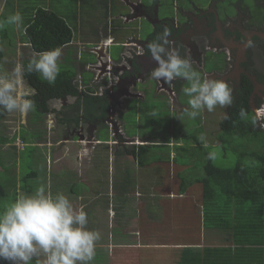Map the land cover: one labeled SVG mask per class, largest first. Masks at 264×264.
<instances>
[{
    "label": "flooded vegetation",
    "instance_id": "1",
    "mask_svg": "<svg viewBox=\"0 0 264 264\" xmlns=\"http://www.w3.org/2000/svg\"><path fill=\"white\" fill-rule=\"evenodd\" d=\"M109 2L111 8L104 17V22L90 32L89 41L82 42L89 44L77 45L82 53L78 54L86 53L90 62L85 66L78 55L74 56L76 59L72 66L76 74L72 83L78 89V96L69 95L47 101L48 110L40 112L39 120L36 121V129H47L48 140L44 137L40 144L33 147L46 149L45 156L48 157L50 170L56 174V167L62 181L64 177H70L67 172L72 174L75 167L70 171L63 164L59 165L62 162L61 153L64 155L59 151V145L68 144V147L63 148L70 153L74 147H79L75 153L77 164L81 158L89 154L95 155L97 148L106 149L107 156L104 157L107 160L103 162L102 168H106L105 164L108 165V173L110 172L114 183L112 172H118L122 164L119 157H132L126 154L129 145L130 149L134 146L151 147L159 145L157 140L175 142L185 139L183 135L179 139L175 138L173 129L165 126L158 125L166 134L162 135V139L156 125L151 126V134L137 131L133 136L129 135L128 128L125 127L128 124L125 117L130 108L134 107L137 117L139 113L147 112L148 104L154 109L164 107L163 112H160L163 120H168L165 111L171 112L167 121L171 127L178 130L184 127L182 123L187 118L184 110L188 107L189 98L183 94V88L187 86V81L176 78L167 82L151 76L156 63L151 58L147 44L162 33L164 28L171 32L170 48L177 49L182 57H190L194 61L193 67L202 77L223 79L233 87L234 103L226 107L217 106L215 109L218 114V130L222 133L220 137L223 138L226 130L237 141L242 140L246 147L251 137H264V0ZM119 4L122 10L117 11ZM249 40L252 41L250 47L247 46ZM19 91L28 98L35 93L25 77ZM87 97L90 101L97 102L91 111L88 106L93 103L87 105ZM242 107L248 112L247 119L243 120L239 116ZM8 114L18 115L17 125L8 127L12 130L10 136L14 138L24 131L29 118L23 119L18 112ZM5 116L10 117L4 112ZM173 116L176 121H172ZM7 122L12 124L11 120ZM55 134L59 137L57 143L53 142ZM102 138L107 140L103 141ZM221 141L223 143L222 139ZM26 146L32 148L31 144ZM77 167L79 166L76 169ZM84 173L78 171V176ZM108 173L101 170L90 174L91 182H98L93 189L96 193L107 182ZM68 183L73 187L76 184L73 178H69L66 184L63 183L64 189L69 187ZM112 205L110 202L107 208ZM87 211L89 212V208ZM130 234L139 235L138 231Z\"/></svg>",
    "mask_w": 264,
    "mask_h": 264
},
{
    "label": "trees",
    "instance_id": "2",
    "mask_svg": "<svg viewBox=\"0 0 264 264\" xmlns=\"http://www.w3.org/2000/svg\"><path fill=\"white\" fill-rule=\"evenodd\" d=\"M29 1L30 0H0V22L6 20L7 17L14 15L16 12H19L22 15L25 32L24 43L29 50V57L24 58L22 61V64L25 66L35 53L51 50L58 46H63V54L60 58V66L61 63H63L64 66H61V71L56 79L55 84L50 85L37 73L28 74L25 71L24 77L28 85L35 92L29 96V98L35 100L36 109L34 111L39 114L40 112H45L48 110L46 107L47 101L51 99L64 98L69 95L78 96L79 94L77 87H75L72 83V79L75 77L76 73L73 70L72 64H68L67 61L70 58H73V55H71L73 51L71 52L69 49H77V41L81 36L84 38L85 42L86 34L82 28L79 27L78 21H85L86 16H81L78 14L74 16L75 23L78 26L77 29L80 30V32L76 30L79 34L75 38L77 33L70 24L71 22L66 18L59 16L52 10L42 8L41 5L43 2H41L40 6L33 10V13L30 15V17L25 15L24 12L29 9ZM106 9V12L104 11L105 15H107L109 12V5L106 6ZM14 31L15 29L13 28V25H5L4 28L0 30V68L4 69V71L5 67L2 64L6 56L4 48L15 45L12 43ZM77 50L78 53L82 54L79 48ZM77 55L80 57V61L82 63L84 62L83 64L87 66L88 63L85 62L87 59L86 53H84V55ZM74 59H76V57ZM14 66L15 64L9 69L12 70ZM7 71L10 72L9 70ZM86 103H88L87 105L93 103L88 106L89 111L92 110L91 108L94 104H97V102L90 101L88 97L86 98ZM129 111L130 112L128 115L131 113H136L133 106ZM85 115L87 116L88 114L85 113ZM3 118L4 113L0 114V123H4ZM6 124H8V122H6ZM7 129H2L0 127V157H4V159L1 161L3 164H5V168L11 163V159H9L8 156L11 155L12 151L14 158L18 154L17 151L20 153L19 156L22 153V155L27 154L36 156L37 158L38 155H35V150L37 149L31 150L29 153L23 152L26 148H28L26 144H31L27 142L24 144V141L26 140L24 139L23 134L21 135L22 138L20 135L12 138L10 136L11 132H9V128ZM139 133H142V131H139ZM47 135L48 134L45 132L43 137L39 141H36L42 142L44 137L47 139ZM129 135L131 134L129 133ZM58 138L59 137L55 135L53 142L57 143L59 141ZM221 139L223 140L222 149L224 150L226 156L229 154V150H232V153L236 155L233 156V154H231V157H235L236 159L234 166L232 167L234 159L229 158L227 160L229 163H232L229 168H221L214 165L211 160L206 159L204 163H200L203 164L204 170L198 168L202 174L198 176H192V180L191 178H186L184 176L185 172L180 174V191L185 192L186 189L188 190L193 185L200 184L205 189L206 197L209 200L213 199L215 201L213 204L219 209H223V213H228L226 216L227 221L222 222L224 227L222 228L223 234L221 236V240L223 241L222 244L226 245L224 248L229 249L223 250L224 255L220 261L214 262L213 260L207 259L206 264H234V258H237L241 264H247L245 260L248 261V264H264V247L258 248L259 246L264 245V137L261 135L251 137L247 147L245 144H243L242 140L237 141V139L234 138V135L231 132H226V130L223 138L220 137V140ZM19 143H23L24 145L22 150L18 149L20 148L18 146ZM167 147L163 145H153L151 147L134 146L132 149H126V154L133 156L134 160H136L141 167H145V164L148 165L147 167H151V164L149 165L147 163V155L148 153L150 154L151 151L149 149H162ZM39 156H41L44 161L47 158L45 154L39 153ZM198 156L199 158L201 157L199 154ZM179 159L180 158H177V162ZM37 162L39 163V161ZM193 162L194 161H192L191 164H187V171L190 169H196L193 168ZM38 163H35L37 166V168L35 167L36 169L31 167V169L33 168V171L31 170L30 173L28 172L27 175L22 178V185L19 189V192H16L17 190L12 191L15 199L19 195L33 193L35 189L41 185H44L53 195L60 192L59 190L56 192L54 191L56 186L55 179H57L58 173L55 174L50 170V163H47L46 166L43 165V163L42 165ZM41 167L45 170L43 177L41 176L42 173L39 171ZM67 173L70 174V177H64V184H66L69 178H73L76 184L74 187L69 183L67 184V186H69L65 189L67 192L64 191L66 195H69V193L77 195H81L85 192L89 193L90 189L89 185H87L88 183L81 181L76 171L72 172V174L70 172ZM161 185L162 184L157 185V188L162 187ZM130 186V184L129 186L128 184H123L120 186V181H118V183L115 184V189L119 192L122 188L123 191H120V193L122 194L123 192L122 195L127 198L129 190L131 189L129 188ZM5 196V187L0 182V200L5 198ZM99 203H101V201L94 202L95 205ZM117 203L119 205L123 204L122 206L127 205V201ZM118 204H116V211H118L119 208ZM142 208V212H145V207ZM147 209L149 210L148 207ZM84 210L89 215L87 209ZM149 227L153 229L150 233L146 231ZM88 228L93 230V228L90 226V223H88ZM155 230V225L151 223H143L141 225L139 232L141 233L142 237H144V242L151 241V239L154 240L149 244H157L159 242V239L155 237H158V233ZM232 245L236 250L235 252L231 250L233 249ZM117 250L120 251V249ZM112 254L113 252L110 250L108 257L105 256L104 260H106V262L109 260L110 262V258L113 256ZM182 256L183 258H181V262H183L187 255L183 254ZM187 257V264H199L197 258H193L192 255ZM99 258L101 259L102 256L100 255ZM216 259L217 258H215V260ZM2 264L7 263L4 261ZM236 264L239 263L237 262Z\"/></svg>",
    "mask_w": 264,
    "mask_h": 264
},
{
    "label": "rangeland",
    "instance_id": "3",
    "mask_svg": "<svg viewBox=\"0 0 264 264\" xmlns=\"http://www.w3.org/2000/svg\"><path fill=\"white\" fill-rule=\"evenodd\" d=\"M29 9H27L24 14L27 15L28 17H30V15L33 13V10L36 9V7L40 6L41 2H45V0H30L29 1ZM53 5L56 6V13L63 17L66 18L67 20H69L70 24L73 26L74 31L77 33L75 35V38L78 36V32H80V30L77 29V25L75 23L74 20V16L76 14L81 15V16H88L90 14L88 13V5H89V0H88V5L86 3L85 0H55L52 1ZM118 6V5H117ZM100 12V11H98ZM79 22V27H83V31L85 34H87V26H85L84 22L78 21ZM24 21L22 22L21 26L19 28L16 27V25L13 24V28L15 29L13 36H12V43H14V46H8L6 48H4L5 51V59L3 61V66L5 67V71L7 70H11L9 68L12 67V65L16 64V63H22V61L24 60V58L29 57L28 55V48L26 47L25 43H24ZM78 32H77V31ZM79 43H77L78 45ZM71 52L73 51V53H71V55H73V58H70L67 63L68 64H73L74 61V56H76L78 54V50L71 48L69 49ZM19 53V54H18ZM61 66H64L63 63H61ZM1 72H5L4 69L0 68ZM8 72V71H7ZM188 101V99H187ZM151 102V101H149ZM152 103V102H151ZM157 104V103H155ZM148 110L145 114L143 113H139L138 116H135V113H131L130 115L126 114L127 117V121L128 124L125 126L126 128H128V132L131 135H135V133H137V131H142L143 134H151V126L152 125H156L159 129V136L162 139L163 136H166L164 129H162L160 126H165V127H169L173 129V136L177 139L181 138V136L183 135L185 139L182 140H178L176 141V143L180 142L182 143V147L181 148H172V149H167V148H162V149H157V150H151L152 152H157L158 156L161 154V159H163L164 156H166V154H168V152H175L178 154V157L180 158L178 161V167L183 169L185 167H187V164H191L192 161L193 162V168L196 169H190L187 172L184 173V176L186 178H191L192 176H198L200 174H202L199 169H203V164L200 163H204L207 159V155L209 152H215L216 153V159L215 161H212L214 165L219 166L221 168H229V166L232 165V163H229V161H227L229 158L230 159H234L233 161V165L234 166L236 159L235 157H231V154H233V156H236L234 153H232V150H229V154H225L224 150L222 149L223 147V143L220 140V136L222 135V133H219L218 130V114L216 112V110H214L213 112H208L207 111V115H206V109L204 111H202L200 113V115L195 119H190V118H186L184 120V122L182 123L184 125V127H182L181 130H178L175 127H171L170 123L167 122L170 119V115L171 112L165 111V115H166V119L168 120H163L161 118L160 112H163L162 109L164 107H159L157 109L151 108L150 105L148 104ZM160 110V111H158ZM168 112V113H167ZM7 113V112H6ZM157 114V117H156ZM10 115V117L8 118V116H5L4 119V123H0V127L2 129H7V126H11L14 127V124L17 125V119H18V115L16 114H8ZM15 115V116H12ZM40 114H38L36 111H30L29 113V119L27 121V127H24V131L21 132L19 135L21 137V135L23 134V137L26 141H24V144L27 143H32L35 142L36 140H40L43 135L45 134V132H47V129L45 127H43L41 130L40 129H36V121L37 119L39 120ZM203 117V119H202ZM172 121H176V118L173 116L172 117ZM7 120H11L12 124H6ZM15 122V123H14ZM141 125V127L139 128V125ZM28 128V129H27ZM12 132V130H9V132ZM41 131V132H38ZM105 133V132H103ZM204 134L206 137V144L207 147L204 146V144L198 139V137L201 134ZM7 134H8V129H7ZM125 134L128 137L127 132L125 131ZM167 134H169V132H167ZM57 136V134H55ZM22 138V137H21ZM103 141H106L107 139L102 138ZM222 144V145H221ZM126 145V144H125ZM64 146V145H63ZM63 146L59 145V151L63 152L64 155H62L61 153V159L62 162L59 165L65 166L67 169H69L70 171L78 166H82L81 168H78V171L81 172H85L83 174L82 179H84V177H89L90 178V174L92 173L91 170L93 172H98L101 170H104L106 173H108V165L105 164L106 168H102V164L103 162H106L107 158L104 156H107V151L106 149H101V148H97V152H95V155H90L87 158H81L80 159V163L77 164V161L75 159V157L73 158L72 153H76V147H74L72 149V153L68 152L67 150H64ZM66 147V145L64 146ZM68 147V146H67ZM130 148V145L128 146ZM18 148V147H17ZM229 148V147H228ZM19 150H22L21 148H18ZM34 148L28 147L25 149V151H23L24 153H29V151L33 150ZM46 149L45 148H39V153L41 154H45ZM12 153V152H11ZM59 153V154H60ZM110 150H109V156H110ZM199 155H201V157L199 158ZM22 155V153H21ZM18 156L19 159L17 158H13V154L8 156L9 159H12V163H10V165L6 168H4V170L2 172H0V182L3 184V186L5 187L6 190V196L5 198L0 200V210L3 209L4 206H6L7 204L13 202L15 200L14 195L12 194V188L14 186H16L17 182H20V187L22 185V178L24 176L27 175V173L31 172V170L34 168L36 169L37 166L35 165V163L37 161H39V164L42 165H46V161L43 160V158L41 156H31V155H22V156ZM36 155V154H35ZM69 156V159L67 160V157ZM63 157V158H62ZM157 158V157H156ZM4 157H0V161L3 160ZM119 159H121V173L123 174V176L125 175L124 172H128V175L130 176V178H133V180H129L130 181V185H131V192L128 195V202L127 205L122 206L123 204L119 205L118 204V211H116V203L114 202L112 206H110V209L107 208V205H105L104 203L99 207V208H93L92 206L89 207V215H88V223H90L91 228H93V230L99 231L100 235H101V239L97 242L96 245V252H95V257L93 259V261L91 262V264H110L109 260L106 262V260H104V257H108L110 250L113 252V256L115 257L114 259H112L111 261H113L114 263L118 261L119 256H115L116 253V248L118 245H112L117 243V241H114V238L118 237L120 240H123L120 238V235H126V237L131 233V232H135L137 230H140L141 225L144 223H150L151 220H157L160 219L159 214L158 215H152L151 214V210L148 207V201L151 202L149 199L142 197V193L141 192H136L141 185L146 184V182H148V186H152V181L154 180V176H149L146 175V172H150L151 174H155L156 173V169H157V175L161 174L162 176L156 177L158 178V185L162 184V186L164 187H168V188H176L179 186L180 184V180L178 178V172H179V168H173L170 164H162L161 168L158 169L156 166H151V168H148V170H144V169H138L137 165L132 163L131 159L129 157H119ZM118 160V159H117ZM208 160V159H207ZM116 161V160H115ZM120 161V160H119ZM148 163V162H147ZM153 163V162H151ZM150 164V163H148ZM5 165V164H3ZM90 166V167H88ZM31 167H33L31 169ZM36 167V168H35ZM61 168V167H60ZM102 168V169H101ZM155 168V169H154ZM199 168V169H198ZM2 170V168H0V171ZM74 170V169H73ZM33 171V170H32ZM42 174L41 176L43 177V173L45 172L44 169L39 170ZM54 171L59 173L58 169L55 167ZM120 171V170H119ZM124 171V172H123ZM110 173V172H109ZM113 173V179L115 178V180L120 181V178L122 176H119L117 172H115V170L112 172ZM115 173H117L115 175ZM60 175V174H59ZM86 175V176H85ZM61 176H58L57 179H55V189L54 191L56 192L57 190L61 191L64 189V181L61 180L60 178ZM129 179V178H128ZM193 178H191L192 180ZM87 182V181H85ZM110 183L112 184L113 181L112 179H110ZM105 190H106V185H105ZM157 188V187H155ZM103 192V191H102ZM65 194V193H64ZM202 186L196 185L195 187L191 188L188 192H187V208H192V206L194 207V203L192 198L194 196L199 197L196 198L198 200V210H200L202 212V209L204 211H207L209 213V216H213L215 217L216 215L219 214L220 218L223 219V209H216L214 204H210V203H203L202 204ZM66 195V194H65ZM110 195H114L113 198H115L116 196V192L115 191H111L110 190ZM143 195H147L146 192H144ZM69 198L71 197L72 199H70L72 201V203L74 204V206H78V198L81 195H77V194H70L66 195ZM93 197V195H92ZM88 200L87 198H84L83 201H81L82 203H86ZM205 201H209V200H205ZM184 203V202H183ZM182 203V205H183ZM192 206H191V204ZM208 204V205H206ZM210 205L214 208L211 209ZM115 206V207H114ZM124 207V208H123ZM145 207L144 211L142 212L143 208ZM147 207L149 208V210L147 209ZM184 207V205H183ZM78 208V207H76ZM202 208V209H201ZM160 211V209H158V212ZM195 211V210H194ZM153 213H154V209H153ZM218 213V214H217ZM109 215V217H108ZM196 216V213H195ZM190 218V213L189 215L187 214V218L184 219V223L185 225L187 224V222L189 221ZM181 220V219H180ZM193 221V220H192ZM190 222V221H189ZM153 225H155L156 227V232L158 229V226L160 227V223H151ZM150 225V224H149ZM165 225L167 226V228L170 231L174 230V227H176V225L173 223V219H172V214L170 213L168 216V219H165ZM187 226V225H186ZM152 228H148V230H146L147 232H152ZM178 231V228L177 230ZM158 233V232H157ZM193 234V239L191 240L192 243H199L197 245L194 246H187V244L185 246H183V248H185L182 252L181 251H176L175 253V249L172 250L168 255L167 254H161L159 256V259L161 261H164L165 263L163 264H187V259L190 254H188V252L192 251L193 254V258H197L198 263H200V260H202V256H204V258H208L207 255L205 254L204 251L209 249V254H211V258L214 261L215 256H214V252L211 251L213 247H209L208 244L202 243V239L200 238L199 240H196V234L197 232H192ZM116 235V236H115ZM118 235V236H117ZM140 235V234H139ZM174 235V233H173ZM172 235V236H173ZM115 236V237H113ZM125 237V238H126ZM138 237V236H137ZM181 239V236H179ZM124 238V239H125ZM142 241L140 240H134V239H128L126 238L125 240L121 241V242H127V245L129 244H133L134 242L138 241L139 243H141L142 245L145 244V248H156L153 245L154 244H149L151 241H153L154 239H151V241L148 242H144V237L141 238ZM180 240H171V244L173 243L174 245L179 244ZM183 242H187V240H181ZM110 242V245H109ZM162 242H166L164 240H162ZM168 242V241H167ZM193 247H196L195 249H193ZM113 249V250H112ZM163 251V250H161ZM187 255L185 257V259L183 260V262H181V258H183L182 255ZM100 255L102 256V258L100 259ZM137 257V254H135ZM195 255V256H194ZM43 259L44 256L43 254L40 255V257L38 258H34V260L31 262V264H37V261H39V264H43ZM133 260L135 258H132ZM138 259V258H137ZM209 259V258H208ZM5 260H0V264H2V262H4ZM7 264H10V262L5 261ZM129 263V262H128ZM129 264H134V263H129Z\"/></svg>",
    "mask_w": 264,
    "mask_h": 264
},
{
    "label": "clouds",
    "instance_id": "4",
    "mask_svg": "<svg viewBox=\"0 0 264 264\" xmlns=\"http://www.w3.org/2000/svg\"><path fill=\"white\" fill-rule=\"evenodd\" d=\"M22 22V15L16 12L0 22V30L13 24L19 28ZM170 36V30L164 28L147 44L156 63L151 76L167 82L176 78L187 81L183 94L189 99L184 115L195 120L205 109L213 112L217 106H231L234 103L233 87L223 79L202 77L190 57H182L177 49L170 48ZM251 45L249 40L247 46ZM62 54L63 46H58L35 53L26 66L18 62L11 72H0V114L18 112L23 116L34 111L35 100L19 91L25 71L37 73L53 85L61 71ZM239 116L242 120L247 119V110L242 107ZM198 139L207 147L203 133ZM207 159L215 161L216 153L209 152ZM100 239L99 231L88 228V213L83 207L76 208L64 193L53 195L44 185L31 194L17 196L0 210V260L10 264H31L41 254L43 264H91ZM137 246L139 243H133L127 248L137 249Z\"/></svg>",
    "mask_w": 264,
    "mask_h": 264
},
{
    "label": "crops",
    "instance_id": "5",
    "mask_svg": "<svg viewBox=\"0 0 264 264\" xmlns=\"http://www.w3.org/2000/svg\"><path fill=\"white\" fill-rule=\"evenodd\" d=\"M52 1H55V0H45V2H43L41 7L52 10L56 13V11H55L56 6L53 5ZM85 1L88 5V0H85ZM109 1L110 0H89V5H88L89 8H88L87 14H90V15L86 16L85 21L82 20L84 22L85 26H87V28H86L87 34L85 36V41H89L88 39L91 38V36L89 35L90 32L94 28L97 29V27H100V25L104 22V20H105L104 17L106 16L105 12L107 10L106 6L109 5V3H110ZM121 3H123V2H121ZM124 7H125V5H124ZM126 7L128 8L127 5H126ZM109 8H111V6H109ZM117 9H118L117 11L122 10V6L119 4L117 6ZM98 11H100V12H98ZM105 23H106V25H109L106 21H105ZM81 28L83 30V27H81ZM101 30H102V28H101ZM99 31H100V29H99ZM103 31H104V28H103ZM23 33L25 34V32H23ZM93 37L95 38V36H93ZM86 38H88V39H86ZM82 42H84V38L81 36L79 38V40L77 41V43H79L80 45L89 44V43H82ZM87 59L85 62L90 63L89 60H87ZM90 61H91V58H90ZM92 62H94V61H92ZM94 63H97V61ZM22 118L28 119L29 113H27L26 115H23ZM35 141H36V139H35ZM157 141L159 142V145H163L166 147L169 146V147H167V149H172V148L174 149L176 147L177 148L182 147L181 146L182 143H180V142L176 143V141L175 142L169 141V140H165V141L164 140H157ZM38 144H40V142H37V141L34 143H31L32 148H34L33 147L34 145H38ZM67 146H68V144H67ZM39 148H40L39 146L34 148V149L38 150V151L35 150L36 155H39ZM78 150H79V147L77 146L76 152ZM149 150H157V149H149ZM12 153H13V151H12ZM12 153H11V155H12ZM17 153L18 154H17V156L15 155L16 156L15 158L19 159L18 156L20 153L18 151H17ZM72 155H73V157H75V153ZM88 156H90V154L87 155L85 158H87ZM161 157H162L161 154L158 156L157 152L155 153V152L150 151V154L148 153V155H147V162L151 164V165L149 164L150 166H156L158 169L161 168L162 164H170L173 168L178 167L177 165L179 163L177 162V158H179V157H178L177 153L168 152V154H166V156H164L163 159H161ZM13 158H14V154H13ZM12 159H11V161H12ZM131 160H132L131 161L132 163L137 165V168L139 170L140 169L141 170L142 169L148 170V168H151V167H147L148 165H146V164H145V167H141L137 163V161L134 160L133 156L131 157ZM45 161H46V164L49 163L48 157L46 158ZM151 162H153V163H151ZM36 163H38V162H36ZM3 167H4L3 162L0 161V168H2V170L0 172H2L4 170ZM81 167L82 166H79L77 168H81ZM77 170L78 169H76V167H75V171L78 173ZM91 172L94 173L92 170H91ZM183 172H187V167H185L183 169L179 168V172L177 174L178 178H179L180 174ZM117 173L119 176H122L120 178V186H122L123 184H126V185L128 184V186H129V184H130L129 180H133V178H130V176L128 175V172H124L125 175L123 176V174L121 173V167H120V171H118ZM146 175L154 176V180L152 181V186H148V182H146V184L141 185L140 188L136 192H141L142 197H145L151 201V202L148 201V207L150 208L152 215H158L159 214L160 219L151 220V222H150V223H153V221H154V223L159 222L161 224V232H160V227L158 226V229H157L158 237L155 236L157 239H159V242L157 244L153 245L156 248L151 249V248L142 247V244L139 243L138 241H136L134 243H139V246H137L138 247L137 249H132L131 247L127 248V242H121V241L125 240L126 238L134 239V240H139V238H140V240L142 241V239H141L142 235L139 232V230H137L138 233L140 234L139 236L137 235L138 237H136L135 234H129L127 237H126V235H120L119 234L120 238L123 240H120L118 237H116V238H114V241H117V243L112 244V245H118L116 248V251H115V253H116L115 256L116 257L119 256V259L117 262L114 263L111 260L114 259L115 257L111 256L110 264H129V263H134V264H163L165 262L161 261L159 259V256L161 254H167L168 255L174 249H175V253L177 250L182 252L185 249V248H183V246H185L186 244H187V246H194V245L199 244L197 242L196 243L191 242V240L193 239L192 232H195V231L197 232L196 237H195L196 240H199L201 238L202 243L208 244V246L210 248L214 246V248L211 250L214 252L215 258H217L216 260L214 259V262L220 261L224 255L223 250L229 249V248H224L226 245H223L222 244L223 241L221 240V236L223 234L222 228L224 227L222 222L227 221L226 216L228 213H223L224 214L223 219H221L218 213H217L218 215L213 217V216H209V213L207 211H204L202 208H201L202 209V212H201L197 208L198 200L196 198H199V197H196V196H194L192 198L193 203H194V207L190 203L192 208H187V198H186L187 192L191 188H193L199 184L193 185L188 190L186 189L185 192L180 191V186H178L176 188H168V187H164L161 185L162 187L158 186L159 188H155L158 185V178H156V177L161 176V174L157 175V169H156L155 174H151L150 172H146ZM79 177H80L81 181H87L88 182L87 185H89L90 190H89V193L85 192L82 194V197L80 196L78 198V204H77L78 206H76V207H78V208L83 207V209H87L90 206H92L93 208H99L103 203L102 204L99 203V204L95 205L94 202H99V201L102 202V199L104 200V204L107 206L109 205L110 202H112V203L115 202L116 204H118L117 202L122 203V201L128 202V196L126 198L124 195H122L123 192H122V194L120 193V191H123L122 188L120 189L119 192L115 189V184H117L118 181L115 180L114 183H112V184L110 183L111 177H110L109 173H108L107 182H105L102 185V187H100V190L97 193H95V191L93 190V189H95V186L98 185L97 181L95 183L94 182L92 183L89 177H84L85 180L82 179L83 175H80ZM133 181H135V180H133ZM16 184L17 185L12 188V191L17 190L16 192H19V189L21 188L20 182L19 183L17 182ZM105 185H106V190L104 188ZM110 190L116 192L115 198H113L114 195H112V196L110 195ZM64 191H65V189L62 190V192H64ZM130 192H131V189L129 190V193ZM144 192H146L147 195H143ZM156 192H157V194H156ZM59 193H61V191ZM100 193H102L103 195L101 196ZM92 195H93V197H92ZM201 195H202L201 196L202 197L201 198L202 204L203 203L213 204V202H215L213 199L209 200L206 197L205 189L203 187H202V194ZM84 198H87V200H88L86 203L81 202V201H83ZM205 200H209V201H205ZM182 203H183L184 207H183ZM206 205H208V204H206ZM210 208L214 209L211 205H210ZM108 209H110V207H108ZM153 209H154V213H153ZM158 209H160L159 212H158ZM216 209L218 210V207H216ZM170 213L172 214L173 223L176 225V227H174L173 231H170L167 228V226L165 225V219L166 218L168 219V216ZM189 213H190V218H189L190 222L188 221L186 224L187 226H186L184 223V219L187 218V214L189 215ZM195 213H196V216H195ZM177 228H178V231H176ZM173 233H174V235H173ZM179 236H181V239ZM113 237H115V236H113ZM162 240H169V241L180 240L179 241L180 243L174 245L173 243L171 244V242H162ZM181 240H185V241L187 240V242H183ZM109 245H110V242H109ZM143 245H145V244H143ZM232 247H233V249H231V250L235 252L236 250H235L233 245H232ZM261 247H264V245L259 246L258 248H261ZM195 248L196 247H193V249H195ZM117 249H120V251H118ZM161 250H163V251H161ZM208 251H209V249L204 251V252L207 255V257L209 258V260H212L211 254H209ZM135 254H137V257ZM188 254L193 256L192 251L188 252ZM204 256L205 255H203L202 260H200L201 264H206V262H207L206 260L208 258H206V257L204 258ZM132 258H135V259L133 260ZM245 261L248 264V261L247 260H245ZM237 262L239 264H241V262L237 258H234V264H236ZM207 264H209V263H207Z\"/></svg>",
    "mask_w": 264,
    "mask_h": 264
},
{
    "label": "built area",
    "instance_id": "6",
    "mask_svg": "<svg viewBox=\"0 0 264 264\" xmlns=\"http://www.w3.org/2000/svg\"><path fill=\"white\" fill-rule=\"evenodd\" d=\"M21 149H23L24 148V145H23V143H19V145H18Z\"/></svg>",
    "mask_w": 264,
    "mask_h": 264
},
{
    "label": "water",
    "instance_id": "7",
    "mask_svg": "<svg viewBox=\"0 0 264 264\" xmlns=\"http://www.w3.org/2000/svg\"><path fill=\"white\" fill-rule=\"evenodd\" d=\"M93 54V53H92ZM94 55V54H93ZM95 56V55H94ZM96 57V56H95ZM93 68H94V66H93ZM91 74H93V72H90Z\"/></svg>",
    "mask_w": 264,
    "mask_h": 264
}]
</instances>
